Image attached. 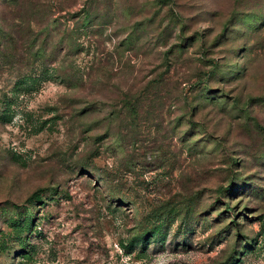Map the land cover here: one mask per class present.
I'll list each match as a JSON object with an SVG mask.
<instances>
[{
    "label": "rangeland",
    "instance_id": "rangeland-1",
    "mask_svg": "<svg viewBox=\"0 0 264 264\" xmlns=\"http://www.w3.org/2000/svg\"><path fill=\"white\" fill-rule=\"evenodd\" d=\"M0 264H264V0H0Z\"/></svg>",
    "mask_w": 264,
    "mask_h": 264
}]
</instances>
